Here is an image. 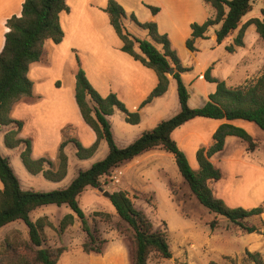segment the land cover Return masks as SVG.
<instances>
[{
	"label": "crops",
	"instance_id": "crops-1",
	"mask_svg": "<svg viewBox=\"0 0 264 264\" xmlns=\"http://www.w3.org/2000/svg\"><path fill=\"white\" fill-rule=\"evenodd\" d=\"M116 1L125 10L124 25L133 36L142 40H151L148 31L140 28L131 20L132 14L136 16L140 23L155 22L158 32L168 36L172 50L177 53L182 67L186 69L181 77L189 92L188 104L191 108L203 107L208 102L209 95L216 90V84L207 82L204 78L202 82L204 84L198 87L203 93L201 103L191 105L193 100L192 90L196 81L190 82L187 80L189 74L194 71L193 65L196 64L200 67L202 72L200 77L209 69L213 72L217 62L214 61L215 59L211 55L218 48H224L227 52L226 48L232 45L234 51L230 54L247 50L248 35L256 31L253 25L248 27L243 38V46H235L233 45L232 33L221 44H217L215 31L219 26L209 28L206 33L207 39L199 38L195 41L196 49L200 47L202 41H211L209 60L200 62L198 49L192 52L187 49L185 43L191 34L190 25L194 22L202 24L211 16L210 8L201 0ZM24 2L25 0H0V53L4 48L5 34L8 31L6 22L13 16H20ZM107 3L108 0H67L69 12H62L59 16L64 34L63 40L59 44H54L51 40L45 42L41 59L30 65L27 74L33 83L32 95L22 98L11 109L10 118L15 122L22 123L17 139L30 141L33 160L44 158L53 163L52 168L45 165L46 170H57L59 147L63 141L76 140L83 147L89 148L97 139L95 132L84 122L75 100L77 58L89 83L102 97L115 94L128 111L139 112L140 114L141 120L137 125L128 124L125 120V114L118 109H115L113 115L108 117L111 132L118 148L123 149L129 146L143 132L153 129L160 122L169 120L180 112L177 84L173 74H168L169 86L167 92L143 105L158 84L156 73L122 51L123 43L111 26L109 15L105 12ZM147 5L159 8V12L153 14L147 8ZM256 35L258 39L254 45H257V47L255 46L256 49L249 50L245 59L246 62L243 65L244 74L247 75L246 78L248 79L254 77L258 79L262 74L259 72L261 53L257 51V48L261 47L259 39L262 38L258 33ZM156 47L161 52L163 51L162 45L156 44ZM134 50L141 55L137 45H135ZM227 53L229 54V52ZM249 57L256 61L248 64ZM188 60H191V65L186 63ZM238 68V64L235 65V69ZM172 72L174 73L175 70ZM211 77L225 82L228 88H236L246 82L242 77L229 78L228 80L215 75H211ZM236 82L237 85H230ZM224 123L232 124L247 131L258 142L257 149L259 150L260 142L264 141V131L255 123L241 119L227 121L225 119L215 120L198 117L180 126L171 135L178 147L185 153L191 167L194 166L198 170L199 166L196 160L198 149L211 146L214 132ZM17 130L16 123L5 127L0 126V154L9 161L20 187L24 191L37 192V188H47L41 192L66 189L80 171L88 170L96 163L94 160L100 152L105 154L106 151V157L108 155L107 143L105 140H101L96 153L91 158L80 160L76 156L77 168L73 177L69 178V152L75 150L76 154V147L73 142L68 141L65 147V154L68 158L67 175L60 182H52L45 179L42 173L32 175L24 167L20 155L26 149L25 143H21L15 148H8L5 145V134ZM255 153L256 151H247V144L237 137L228 136L225 139L224 149L213 155L211 162L221 172L222 177L225 176V167L231 166L234 170L235 179L227 185L222 182L223 180L211 185L217 198L223 200L226 204L227 199L232 200L238 191L239 181L243 180L239 179L237 181L236 178L242 177L243 174L251 180L258 178L246 189L248 196L255 198L256 188L264 180V175L261 176L264 174V164ZM119 172H122V176L130 172V175L135 176L133 183L132 180L127 178L121 179ZM111 175L119 179L120 184H123L122 190L118 188L116 192H126L133 205L137 196L146 197L148 195L153 197L155 203H158L157 200L161 190L172 191V183H177L176 180L180 187H178L179 192L175 199L180 200L184 196H188V201H197L187 183L179 174L174 156L160 148L151 149L132 160L119 164L111 170ZM179 177L182 179L180 180ZM43 178L46 182H43ZM144 178L148 180L147 183H143L147 186L146 189L139 188L141 185L140 180H144ZM156 184H158L157 188ZM111 186L115 185L108 184V187ZM148 188H150L149 191H147ZM0 189H2L1 182ZM87 189L96 190L92 187ZM53 206L55 205H45L34 210L30 213V220L36 222L40 218L47 217L48 221L57 228V223H60L62 218L69 214V211L64 208L67 205H62V212L59 214ZM76 222L77 217L75 216L74 225ZM11 225H17L25 240L29 241V230L22 221L10 223L3 228L11 227ZM44 233L48 236V231ZM68 233L69 227L65 230V235ZM66 253L67 248L58 264H61ZM110 253L107 248L103 250L102 254H87L93 259L104 261L106 264H121L122 256L120 252L116 250L112 256Z\"/></svg>",
	"mask_w": 264,
	"mask_h": 264
},
{
	"label": "trees",
	"instance_id": "trees-1",
	"mask_svg": "<svg viewBox=\"0 0 264 264\" xmlns=\"http://www.w3.org/2000/svg\"><path fill=\"white\" fill-rule=\"evenodd\" d=\"M212 11L202 24L194 22L190 25L191 34L186 40L188 50L196 51L195 41L199 38L207 39L206 33L211 27L219 26L215 31L216 42L221 44L229 35L238 30L233 41L235 46H243V38L248 27L254 26L256 32L264 38V20L251 18L244 22L242 19L252 10L254 0H201ZM153 14L159 8L147 5ZM62 12H69L67 0H25L20 16H13L6 22L8 31L5 34L4 48L0 53V126L16 123L17 131L5 134L4 141L8 148H15L25 143L26 149L20 157L24 167L32 175L42 173L45 179L60 182L67 175L68 158L65 147L68 141L76 147V156L80 160L91 158L97 151L101 140H105L108 147L107 157L94 163L88 170L80 171L68 188L50 192H33L21 189L9 161L0 154V229L16 221H22L28 228L29 241L22 252L18 245L7 243L5 250L0 253V264H58L66 251L64 246L42 248L45 242L43 230L53 228V224L45 218L36 222L30 220V213L45 205H67L72 211L65 215L59 224V230L65 231L74 225L75 216L81 224L82 230L89 237V241L82 245L85 253L102 254L100 247H95L98 238L92 232L86 215L79 206L78 198L88 187L101 188L100 180L111 175V170L119 164L132 160L136 156L151 149H162L174 156L179 174L187 183L191 193L197 201L211 213L225 217L229 222L238 225L246 233H258L254 226H246L244 221L253 216L264 213L262 208L245 210L241 207L230 208L217 198L211 185L221 179V172L211 162V157L221 152L225 146V139L234 136L247 144V151H255L258 142L243 128L229 123L221 124L212 136L213 144L201 147L196 153L198 170L194 171L185 155L172 139L174 130L190 120L198 117L215 120H245L255 123L264 131V72L256 82L246 88H228L223 81L210 76V69L204 74L206 81L216 84V90L209 95L208 102L201 108L189 107V92L181 74L186 71L166 34H160L155 22L140 23L134 14L131 20L140 28L147 30L151 40L136 38L128 32L124 25L126 13L116 0H108L105 12L109 15L110 24L123 43L122 51L129 54L144 66L156 73L158 84L151 92L144 104L155 97L162 96L169 86L168 74L175 70L173 78L177 84V94L180 112L173 118L160 122L151 130L145 131L129 146L117 147L108 117L115 109L125 114L128 124L137 125L141 117L139 112H130L115 94L102 97L89 83L84 70L77 58L78 70L75 75V100L84 122L95 132L96 141L89 148L83 147L76 140H65L61 143L58 153V168L56 171L46 170L45 165L53 167V163L41 158L33 160L31 157L30 141L17 139L22 128L21 122L10 118L12 107L24 97L32 95L33 83L27 74L31 64L38 62L43 54L44 44L51 40L59 44L63 40V30L59 16ZM264 16V9L261 10ZM156 44L162 45L163 51L157 49ZM138 46L141 55L134 50ZM228 52L234 47L228 46ZM110 202L117 215L131 228L128 237L132 243L133 264H148L150 255L155 254L161 259H171L172 252L168 244L165 231H155L150 220L143 212L137 210L128 194L117 191L110 194ZM97 215H102L97 212ZM104 218H109L104 215ZM214 222L211 223V226ZM256 264H263L257 254L248 253Z\"/></svg>",
	"mask_w": 264,
	"mask_h": 264
},
{
	"label": "rangeland",
	"instance_id": "rangeland-1",
	"mask_svg": "<svg viewBox=\"0 0 264 264\" xmlns=\"http://www.w3.org/2000/svg\"><path fill=\"white\" fill-rule=\"evenodd\" d=\"M264 9V0H254L252 10L244 17L241 24L251 18H260L264 20V16L261 14V10ZM212 15L211 9H209ZM254 28V27H253ZM234 32V31H233ZM232 32V37L235 39L238 30ZM256 31L248 35V49L238 51L235 54H229L225 52L224 48H218L212 58L217 62V65L210 70V76L215 75L222 79L228 80L233 78L242 77L245 79V83L238 87H249L253 85L257 77L246 78L244 74L243 65L246 62L249 50L256 49L257 45H254L258 37ZM230 36V35H229ZM261 41V47L257 48V51L261 53V66L259 72H264V38L259 39ZM211 41H202L200 47H197L199 51V60L204 62L209 60ZM256 46V47H255ZM196 49V51H197ZM251 57L248 58L247 63L252 64ZM191 65V60L186 62ZM238 64V69H235V65ZM193 72L189 74L188 80L195 82L193 87V100L191 105H199L201 103L202 91L198 89L199 85L204 80V74L200 77L202 72L200 67L196 64L193 65ZM261 74V75H262ZM208 82V81H207ZM230 84V85H237ZM237 88V87H236ZM259 150L256 148V156L264 164V141L260 142ZM107 150V147H106ZM251 152V151H249ZM253 152V151H252ZM101 152L96 156V162L102 161L106 157ZM70 159V177L72 178L77 168V159L75 150L69 152ZM220 165V164H219ZM194 171H197L195 167H191ZM233 168L231 166L225 167V176H221L222 182L225 185L234 181ZM123 172V171H122ZM122 172H119L121 179L127 178L132 180L135 176L130 175V172L125 176H122ZM262 174L261 176H263ZM244 176V174H243ZM236 178L243 179L239 181L237 185V192L233 196L232 200L227 199V206L230 208L241 207L245 210L253 208H262L264 211V180L260 182L256 188L255 198L248 196L246 191L258 178L251 180L248 176ZM180 180L182 179L179 177ZM139 179V178H138ZM43 182L45 179H42ZM135 181V180H134ZM139 188L146 189L147 186L143 183H147V178L140 180ZM172 183V191L167 189L161 190L158 197V203H155L152 196L148 195L137 196L134 202V207L143 212L144 215L150 220L155 231H165L168 238V244L172 252L171 259H161L157 255L152 254L149 257L148 264H256L248 253L258 256V259L264 264V213L260 216H253L244 221L246 226H254L258 229V233L248 234L241 227L229 222L225 217L211 213L205 207H203L198 201H188V196H184L183 199L176 200L175 196H178V181ZM135 183V182H134ZM257 183V182H256ZM101 188L103 191L114 193L118 188L122 190L123 184H120V180L114 178L112 175L101 178ZM109 185H115L108 187ZM235 185V183H233ZM136 185V183H135ZM156 184V188H157ZM160 187V186H159ZM37 192L44 191L47 188H37ZM96 190L86 189L78 198L79 206L86 215L88 224L98 238L95 243V247H100L102 250L107 248L111 252V256L117 250L120 252L121 264H133V252L132 243L128 237V233L131 232V228L117 215L115 208L110 202V199L103 195L97 188ZM148 188L147 191H149ZM56 208L57 213H61V206H53ZM58 208L59 211H58ZM69 214L72 213L68 206H65ZM101 213L102 215H97ZM104 215H108L109 218H104ZM44 220L47 219V217ZM48 220V219H47ZM214 225L211 226V223ZM59 224L57 228L45 227L43 230V236L45 242L42 248H54L64 246L67 248V253L63 257L61 264H106L102 260H96L90 257L82 249V245L89 241V237L82 230L81 224L77 219L74 226L69 227V233L65 235V231L59 230ZM54 226V225H53ZM45 231H48V236L45 235ZM29 238V237H28ZM29 240V239H28ZM7 243H13L24 251L23 247L27 243L22 231L17 225H11V227L1 228L0 230V253H2ZM62 244V245H61Z\"/></svg>",
	"mask_w": 264,
	"mask_h": 264
},
{
	"label": "water",
	"instance_id": "water-1",
	"mask_svg": "<svg viewBox=\"0 0 264 264\" xmlns=\"http://www.w3.org/2000/svg\"><path fill=\"white\" fill-rule=\"evenodd\" d=\"M172 74H173V72H170V73H169V75H172ZM98 190L101 191V192L103 193L104 196H106V197H108V198L110 197V193H109V192H107V191H103L102 188H98Z\"/></svg>",
	"mask_w": 264,
	"mask_h": 264
},
{
	"label": "built area",
	"instance_id": "built-area-1",
	"mask_svg": "<svg viewBox=\"0 0 264 264\" xmlns=\"http://www.w3.org/2000/svg\"><path fill=\"white\" fill-rule=\"evenodd\" d=\"M114 178H116V177H114Z\"/></svg>",
	"mask_w": 264,
	"mask_h": 264
}]
</instances>
